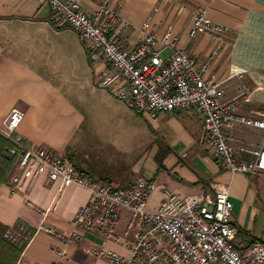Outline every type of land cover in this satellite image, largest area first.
Returning a JSON list of instances; mask_svg holds the SVG:
<instances>
[{
  "label": "crops",
  "instance_id": "0c3cea01",
  "mask_svg": "<svg viewBox=\"0 0 264 264\" xmlns=\"http://www.w3.org/2000/svg\"><path fill=\"white\" fill-rule=\"evenodd\" d=\"M100 1L80 0V8L91 14ZM113 5H120L116 33L124 48L134 46L148 17L158 25V38H163L170 26V38H177L179 45L199 62L213 55L208 77L219 82L227 80L224 100L246 87L249 98L239 113L253 117L264 114V0H113ZM198 8L206 9L210 19L230 30L224 47L217 49L212 38L200 33L188 38L191 18ZM48 17V6L38 0H0V125L12 108L20 109L24 118L16 134L23 144L30 149H51L83 172V164L78 162V166L73 154L81 148L77 138L87 113L119 119L126 111L114 103L117 99L109 92L94 85L105 64L87 52L75 31L54 29L48 25ZM236 72H242V77L229 79ZM137 116L148 124L147 134L152 141L147 164L153 175L143 176L136 166L133 169L138 175L133 178L121 174H109L107 178L95 172L98 180L124 187L138 177L153 178L160 188L168 186L169 191L182 197L212 195L216 187H227L232 220L238 229L237 243H264V231L257 229L256 224V218L262 216L260 206L264 208V184L254 187L250 183L257 175L264 178V172L232 175L218 165L202 144V121L192 110ZM157 135L166 138V142L158 140ZM263 136L261 130L238 124H231L226 130L236 156L245 161L253 157L244 150L258 148ZM87 198L88 193L75 186L59 193L57 184L45 176L23 184L21 190H13L7 178L0 185V225L10 228L21 221L33 231L42 225L66 234L71 229V219ZM122 226L120 221L118 230ZM101 244L100 237L85 235L80 243L67 249L69 263L109 264L86 252L100 249ZM54 246H58L54 238L36 231L16 264H52L56 257ZM104 248L128 256L126 250L112 242Z\"/></svg>",
  "mask_w": 264,
  "mask_h": 264
},
{
  "label": "built area",
  "instance_id": "2783aa9c",
  "mask_svg": "<svg viewBox=\"0 0 264 264\" xmlns=\"http://www.w3.org/2000/svg\"><path fill=\"white\" fill-rule=\"evenodd\" d=\"M38 1L48 6L49 26L75 31L87 52L105 64V70L94 79L96 88L106 90L137 115L192 110L202 121V144L218 165L232 175L264 172V136L258 148L244 150L253 157L251 161L238 158L226 137L231 124L264 132V114L253 117L239 113L249 98L246 87L234 97L223 99L227 80L208 77L213 55L199 62L177 38H170V26L168 33L158 38V25L150 17L134 46L124 48L116 33L120 5H113V0H101L91 14L80 8V0ZM229 32L210 19L206 9L198 8L187 36L206 35L219 49L228 43ZM242 74L233 73L229 79L241 78ZM23 118V111L12 108L0 125V136L12 144L5 150V156L13 161L7 177L12 189L21 190L23 184L45 176L57 184L59 193L75 186L85 190L88 198L71 219L68 233L42 225L33 231L17 222L3 235L12 245L21 246L36 231H43L58 242L52 249L56 255L52 264H70L67 249L93 234L102 244L100 249L86 252L109 264H264L262 241L237 243L238 229L232 220L227 187H216L212 195L182 197L160 188L153 178L138 177L124 187L95 180L51 149L26 147L16 134ZM157 190L160 199L152 206L151 198ZM120 221L123 226L118 230ZM107 242L119 245L128 256L105 249Z\"/></svg>",
  "mask_w": 264,
  "mask_h": 264
},
{
  "label": "rangeland",
  "instance_id": "374dc122",
  "mask_svg": "<svg viewBox=\"0 0 264 264\" xmlns=\"http://www.w3.org/2000/svg\"><path fill=\"white\" fill-rule=\"evenodd\" d=\"M114 103L126 111V113H122L119 119L103 117L95 112L87 113V119L82 124L77 138L78 146L81 148L80 150L76 148V153L73 154L74 159L77 160L78 158V160H74V162L78 166H80L78 162L82 163L83 173L89 174L95 180H98L95 172L101 173L107 178H110V175L117 176L120 174L122 177L130 176L133 178L138 175V171L133 169H136V166H139L143 176H152L153 172L147 164L151 159L149 146L152 141L147 134L149 132L147 122L128 110L121 104L122 102L117 100ZM142 126L145 127L146 134L143 132ZM149 134L151 135V133ZM157 138L166 142V138L161 135H157ZM142 152H144L146 163L144 169L141 166ZM157 180L162 181L158 178ZM250 183L254 187L258 183L264 184V178L257 175ZM112 185L122 186L119 183H112ZM166 188L170 189L168 186ZM157 191L152 195V203H156L160 199L159 191ZM260 209L263 210L262 212L259 210L262 216L260 214L256 218V224L257 229L264 231V208L260 206ZM262 240L264 241V238Z\"/></svg>",
  "mask_w": 264,
  "mask_h": 264
},
{
  "label": "trees",
  "instance_id": "16d2710c",
  "mask_svg": "<svg viewBox=\"0 0 264 264\" xmlns=\"http://www.w3.org/2000/svg\"><path fill=\"white\" fill-rule=\"evenodd\" d=\"M11 146L10 141L0 136V185L6 182L11 173L13 161L5 156V150ZM7 229L0 225V264H16L28 241L21 246L12 245L3 236Z\"/></svg>",
  "mask_w": 264,
  "mask_h": 264
}]
</instances>
